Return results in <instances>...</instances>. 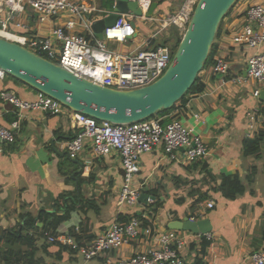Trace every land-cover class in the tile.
I'll use <instances>...</instances> for the list:
<instances>
[{
    "label": "crops",
    "instance_id": "crops-1",
    "mask_svg": "<svg viewBox=\"0 0 264 264\" xmlns=\"http://www.w3.org/2000/svg\"><path fill=\"white\" fill-rule=\"evenodd\" d=\"M158 1V0H157ZM86 4L108 10L103 0H84ZM182 0H162L156 10L175 11ZM254 4H263L264 0H238L224 19L215 43V54L226 55L230 61V75L223 82L212 71V65L200 73L205 90L189 98L181 119L193 127L209 147V154L202 160L183 164L172 160L163 147L145 153L140 160L141 172L137 175L140 195H152L149 189H155L167 197L164 207L153 217L149 203L129 207L119 206L118 196L123 185V167L120 155H96L91 145L86 144L77 157H71L64 145L77 135L75 125L68 113L51 114L39 109H20L0 96V126L12 127L16 140L6 142L0 138V227H16L22 221L23 214H39L42 209L55 211L57 200L65 196L69 202L91 200L98 210L87 213L77 209L71 219L64 222L59 231L82 234L85 244L103 234L110 224L121 218L130 219L139 214L148 216L149 221L160 232H165L167 224L175 219L209 218L212 223L211 239L190 238L182 254L187 264H252L248 256L264 249V136L258 152L245 156L244 140L264 133V86L254 80L237 84L232 79L245 77L247 60L257 50L233 42V36L245 23V11ZM98 14V18H101ZM97 18V19H98ZM27 24L32 31L48 36L54 21L37 22L34 13L28 8ZM65 19L62 17L61 22ZM138 33L127 44L115 47L127 51L145 42L151 33L146 22L137 23ZM77 31L86 33L84 27ZM261 89L260 96L253 95ZM9 91L24 101H34L38 92L22 82L5 75L0 78V95ZM255 110V122L249 112ZM194 114H198L197 119ZM254 122L255 129H251ZM251 133V134H250ZM182 154V151L178 153ZM252 167L256 174L251 182L248 175ZM238 175L246 186L245 193L229 198L222 191H213L212 185L221 183L225 176ZM217 178V179H215ZM217 180V181H215ZM137 185V187H138ZM199 189L208 192L209 199L192 210L194 199L190 191ZM183 199L182 204L177 200ZM213 200L215 206L208 208ZM80 206H78L79 208ZM172 212L176 217H171ZM84 222L83 228L80 224ZM41 225V224H39ZM76 239V237H75ZM206 241L210 243L204 247ZM44 239L38 241L41 246ZM154 241L134 239L109 254L116 258H129L137 253L157 246ZM60 245L49 248L51 255L39 250L37 257L46 263L56 264H103L101 258L85 261L82 255L69 250H61V259L55 254Z\"/></svg>",
    "mask_w": 264,
    "mask_h": 264
},
{
    "label": "built area",
    "instance_id": "built-area-1",
    "mask_svg": "<svg viewBox=\"0 0 264 264\" xmlns=\"http://www.w3.org/2000/svg\"><path fill=\"white\" fill-rule=\"evenodd\" d=\"M136 1L142 9V16L120 14L115 25L106 28L104 38L99 39L93 32L92 23L98 14L104 17L113 9L103 10L86 4L84 0H0V37L14 41L96 84L120 90L141 88L155 82L169 67L174 52L172 45L163 44L162 39L171 28L183 36L198 0H182L177 10L165 12L158 9L150 17L147 13L152 2L157 0ZM28 8L37 22L54 21L55 25L48 36L31 30L28 19H25ZM62 17L64 22H61ZM136 19L150 26V35L143 44L133 49L118 50L115 45L127 44L137 35ZM77 27H84L86 33L77 31ZM233 42L253 49L262 47L263 4L251 5L245 11V23L234 34ZM215 58L212 71L225 82L230 75V61L222 54H217ZM5 75L0 69V78ZM232 80L237 84L254 80L264 86V50H257L248 58L245 77ZM260 92L258 88L253 95L259 97ZM0 96L20 109H39L51 114L68 113L77 130V135L64 145L71 157H77L88 143L98 156L118 153L123 167V185L118 196L120 207L138 204L143 186L139 188L136 177L141 172L140 160L145 153L163 147L172 160L183 164L198 162L209 154L204 139L182 119L163 124L162 119L155 116L132 124H113L72 111L41 92L34 101H24L6 90ZM256 113L255 110L248 113L254 122ZM194 116L199 118L198 114ZM254 122H250L249 126L253 130ZM18 126L17 121L12 123L13 129L0 126V138L14 142V129ZM180 151L181 155L178 154ZM214 206L215 202L210 200L208 208ZM143 217L148 219L146 215ZM202 236L211 239V233L195 234L180 230L160 232L155 227L144 226L142 219L132 216L126 221L115 219L103 234L84 246H79L72 234L49 236L48 241L78 249L85 261L101 258L103 264H187L183 249L190 238L201 239ZM138 238L154 241L157 246L129 258H116L109 254ZM248 259L252 264H264V249L252 252Z\"/></svg>",
    "mask_w": 264,
    "mask_h": 264
},
{
    "label": "water",
    "instance_id": "water-1",
    "mask_svg": "<svg viewBox=\"0 0 264 264\" xmlns=\"http://www.w3.org/2000/svg\"><path fill=\"white\" fill-rule=\"evenodd\" d=\"M237 2L198 0L169 67L155 82L141 88L120 90L96 84L3 37L0 69L77 113L113 124L140 122L172 108L190 90L204 69L221 23ZM158 6L159 1H153L147 16H152ZM124 13L141 17L142 9L136 0H114L113 12L93 21L95 36L103 39L104 30L114 26ZM155 198L143 193L138 202L149 203ZM212 228L209 218L185 217L170 221L166 230L207 234Z\"/></svg>",
    "mask_w": 264,
    "mask_h": 264
},
{
    "label": "trees",
    "instance_id": "trees-1",
    "mask_svg": "<svg viewBox=\"0 0 264 264\" xmlns=\"http://www.w3.org/2000/svg\"><path fill=\"white\" fill-rule=\"evenodd\" d=\"M159 3L162 0H158ZM103 5H105L109 9H113L114 0H103ZM233 9V8H232ZM231 9V10H232ZM230 10V11H231ZM230 13V12H229ZM228 13V14H229ZM223 23V22H222ZM222 23L217 32V36L219 35ZM216 36V38H217ZM182 35L175 29L171 28L168 33H166L162 39L163 44H170L172 48L176 49L179 42L181 41ZM216 43L214 42L210 55L205 63L204 69L209 65H213L215 63ZM203 69V70H204ZM7 75V74H6ZM9 76V75H8ZM16 80L17 82H22L12 76H9ZM23 83V82H22ZM205 90L204 83L201 82L200 76H198L194 85L190 88V90L179 100L172 108L164 109L159 111L155 116L160 117L162 119V123L166 124L174 119H181V115L184 113L185 106L189 100V98L193 95H199ZM38 92V91H37ZM154 116V117H155ZM264 136V133H260L258 136H254L251 138H246L244 140V148L243 154L245 156L252 155L260 149L261 139ZM256 174V168L252 167L250 169L248 175V181L251 182L253 180L254 175ZM217 179V178H215ZM217 181V180H215ZM211 189L213 191H222L226 193L229 198H235L238 195L245 193L246 186L241 182L238 175H230L225 176L221 183L212 185ZM149 193L155 195L157 197L156 201L152 202L150 205L149 212L154 217L155 214L164 207L166 196L164 195V200L161 199L162 194H160L155 189H149ZM190 194L194 197L198 195L192 204V210H197L200 205H202L205 201L209 199L208 192L201 191L199 189H193L190 191ZM183 199H178L177 203L182 204ZM78 206H80L78 208ZM80 209L82 212L87 213L89 210H98V207L95 203H92L91 200L85 201L83 198L81 202L73 201L69 202L65 198V196L60 197L57 200V209L53 212L42 209L39 211V214L34 216L32 214H23L22 222L19 223L16 227L3 229L0 227V264H56V263H46L42 257H37L39 250H43L47 255H51L49 251L50 246L52 245H60L61 250H69L70 252L77 253L78 249H74L69 245L60 243V242H49V236H59L60 234H73L75 229L71 228L70 233H61L59 231L61 225L69 221L72 216V212ZM171 217H176L172 212H168ZM138 217L143 220L144 226L154 227L151 221L145 219L143 215L139 214ZM118 219L121 221H126L127 218H121V214L118 215ZM41 224V225H39ZM84 222L80 224V227L83 228ZM76 237V241L79 246H84L85 240L83 235L74 234ZM40 239H44L45 242L39 246L38 241ZM210 241H206L204 244L206 247ZM61 250H59L55 256L58 259H61Z\"/></svg>",
    "mask_w": 264,
    "mask_h": 264
},
{
    "label": "rangeland",
    "instance_id": "rangeland-1",
    "mask_svg": "<svg viewBox=\"0 0 264 264\" xmlns=\"http://www.w3.org/2000/svg\"><path fill=\"white\" fill-rule=\"evenodd\" d=\"M136 20H137V23H141L142 22L140 19H136ZM172 50H173V52H175L176 49L172 48Z\"/></svg>",
    "mask_w": 264,
    "mask_h": 264
}]
</instances>
